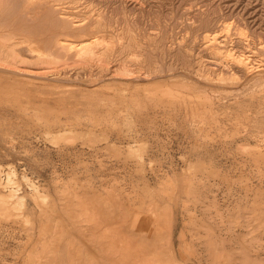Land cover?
<instances>
[{
  "label": "rangeland",
  "instance_id": "obj_1",
  "mask_svg": "<svg viewBox=\"0 0 264 264\" xmlns=\"http://www.w3.org/2000/svg\"><path fill=\"white\" fill-rule=\"evenodd\" d=\"M68 1L93 54L2 62L0 264H264V0Z\"/></svg>",
  "mask_w": 264,
  "mask_h": 264
},
{
  "label": "bare ground",
  "instance_id": "obj_2",
  "mask_svg": "<svg viewBox=\"0 0 264 264\" xmlns=\"http://www.w3.org/2000/svg\"><path fill=\"white\" fill-rule=\"evenodd\" d=\"M65 2L70 3L72 1H68V0L67 1H65V0H23L25 7H24V10L22 11V14L24 17H26L27 19H29L31 21H35L37 18L39 19L38 13L40 11H47L48 15L46 16L45 20L50 21L49 23L52 24L51 26L52 27L55 26V28H56L55 30H60L61 32L55 33V34H52V33L50 34V31H46V32L44 31V34H40L42 32L39 33L36 30L29 28L28 33H23V34L21 33V34H8L7 35L4 33H1L0 37H4L5 39L2 41L0 40V72H7V73H12V74L22 76L23 70H20L19 68L17 69L16 67L15 68L10 67L9 65L6 66L7 64H4L2 62L6 61L8 63L9 62L13 63V61H15V60L18 61L19 58L21 57L20 56L18 58V55H20V50H22V47H24V46H28L32 50V52L37 53V54H41L43 52V49L45 51L46 50L52 51L53 49H64L65 50V49H70V48H76L77 51H79L81 53L82 52L85 53L84 55L91 54V53L93 54V52L95 50H93V48H92L93 46L90 45V44H92L91 40H86L85 38H83V36L81 38H79L78 40H74L71 37H68L69 36L68 31L69 30H82L88 25H87V22L84 20L86 18H84V19H82L83 17L79 18V16L76 15L77 11L72 10L73 7L70 8L68 5H65ZM74 3H75V1H74ZM20 15H21V13H20ZM40 15H41V13H40ZM43 28L45 29V27H42V29ZM46 30H47V27H46ZM65 33H67V34H65ZM62 34L65 36H62ZM120 36H122V35H120ZM215 36L217 37V35H215ZM96 40H97V38H96ZM119 41H120V39H119ZM123 41H124V39H123ZM215 42H214V44H215ZM95 48H98V47H95ZM102 49H103V52L106 53L108 51L109 47L104 46ZM238 60H239V62L242 63V65L240 64L241 67L243 66L244 69L248 68V64H249L248 57L247 58L246 57L238 58ZM249 60H251V59H249ZM9 85H10L9 83H1L0 82V91H4V92L9 91V88H10ZM16 101H17V99H16ZM7 203H8V200L5 198V196L2 195L0 197V215L5 213L4 207L7 205ZM142 204H143V202H142ZM147 207H148V205H147ZM146 215H148V214H146ZM152 215H153V213H152ZM156 216H157V214H156Z\"/></svg>",
  "mask_w": 264,
  "mask_h": 264
}]
</instances>
